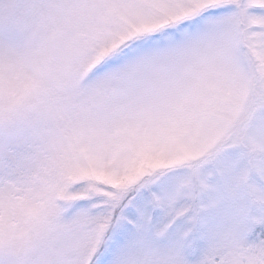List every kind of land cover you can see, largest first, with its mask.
<instances>
[{
	"label": "snow or ice",
	"instance_id": "snow-or-ice-1",
	"mask_svg": "<svg viewBox=\"0 0 264 264\" xmlns=\"http://www.w3.org/2000/svg\"><path fill=\"white\" fill-rule=\"evenodd\" d=\"M0 264H264V0H0Z\"/></svg>",
	"mask_w": 264,
	"mask_h": 264
}]
</instances>
